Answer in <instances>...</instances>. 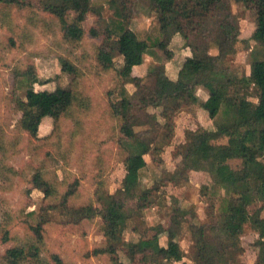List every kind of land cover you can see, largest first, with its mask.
Returning <instances> with one entry per match:
<instances>
[{
	"label": "trees",
	"instance_id": "16d2710c",
	"mask_svg": "<svg viewBox=\"0 0 264 264\" xmlns=\"http://www.w3.org/2000/svg\"><path fill=\"white\" fill-rule=\"evenodd\" d=\"M28 0H0L4 6H27ZM156 16L157 27L141 36L130 28L134 12L130 0H109L112 17L102 22L100 29L88 30L98 39L95 62L102 72L112 73V87L107 93L109 110L117 120L116 143L123 152L125 175L121 187L112 194L96 191L100 207L81 206L72 213L75 217H100L105 244L93 250V255H106L112 264H122L118 252L124 250L129 260L140 256L142 264H190L177 239L169 236L166 247L159 245V235L147 238L142 234L134 242L122 240L121 224L135 209L143 210L152 201L156 189L143 188L141 175L146 167L144 156L161 151L160 138H172L175 118L181 112H191L199 105L212 119L210 129L202 126L186 129L184 140L176 147L181 167L171 182L186 183L192 171H204L213 186H219L227 195L219 196L203 223L190 222L193 264H230V256L241 249L240 236L249 224L258 233L254 264H264V0H145ZM231 3L245 9H254L257 25L251 39L260 49L251 50L249 74L238 75L225 66L226 58L235 54L239 29ZM42 10L52 16L64 41L78 43L83 35L82 23L93 12L91 0H38ZM179 34L187 42L191 37L198 43L195 50L204 54L210 46L216 55L201 62L187 57L175 81L164 69L159 50H166L172 38ZM145 55L156 65L143 78L132 76V68L142 64ZM122 58L120 68L115 58ZM60 71L76 74V66L61 58ZM27 87L24 100H18L21 110L19 128L32 140H40L38 129L42 120L51 117L54 126L63 116L72 113L75 105L87 107V99L70 87H56L53 91H35L38 82L26 71ZM211 83L213 89L204 103H199L196 89ZM134 86L129 93L126 85ZM55 107L53 115L50 106ZM159 110V113L151 110ZM69 117V116H67ZM47 139V138H45ZM169 144V143H168ZM167 144V145H168ZM237 161L233 167L229 162ZM39 174L33 178L40 180ZM50 187V186H49ZM52 189V188H51ZM53 191V190H52ZM71 192L63 199L66 201ZM260 207L250 212V207ZM183 219L185 210H176ZM216 214H220L219 218ZM219 215V216H220ZM177 217V216H176ZM42 224L30 226L34 236L30 244L9 247L5 258L9 264H20L27 251L36 257L42 242ZM64 264L53 254L50 264Z\"/></svg>",
	"mask_w": 264,
	"mask_h": 264
},
{
	"label": "rangeland",
	"instance_id": "374dc122",
	"mask_svg": "<svg viewBox=\"0 0 264 264\" xmlns=\"http://www.w3.org/2000/svg\"><path fill=\"white\" fill-rule=\"evenodd\" d=\"M27 2L22 8L0 4V264H9L5 258L9 247L30 244L34 236L29 227L38 223L42 224L43 237L41 244H36L39 252L36 257L31 256L36 251L31 248L20 264H50L53 254L64 264H112L106 255L92 254L105 244L100 217L85 219L72 213L85 205L99 208L96 191L114 193L125 175L124 154L116 143L117 120L111 115L107 96L114 82L112 73L100 71L94 56L99 40L88 34L90 28L100 29L102 22L112 17L113 10L109 0H91L93 12L82 23L84 35L73 44L63 40L56 20L42 10L38 0ZM130 3L134 12L130 27L140 36L154 30L156 15L150 12L148 3L145 0H130ZM231 12L236 17L239 36L236 52L226 58L225 66L238 75H248L251 50L260 49L251 39L257 17L253 8L245 9L234 3ZM185 42L179 40L176 45L159 50L162 60L171 59ZM187 42L196 53L198 41L191 37ZM61 58L76 66L75 76L61 73ZM144 59L145 56L142 64ZM198 60L206 61L207 57ZM26 71L38 80L33 85L35 91L70 87L87 99V107L83 103L75 105L69 117H61L57 126L51 117L44 118L38 129L40 140L30 139L19 128L18 100H24ZM49 108L53 115L55 107ZM151 112L159 113V110ZM206 117L204 123L210 129L212 119L209 114ZM189 127H194V119L180 114L169 142L160 138L161 151L144 156L142 187L156 191L151 204L143 210L135 209L121 229L124 242L136 241L141 233L147 238L159 235L161 243L173 236L185 259L193 264L189 223L206 222L212 205L215 203L217 207L215 200L227 192L213 186L204 171L190 172L186 183L171 182L181 167L180 158L174 153ZM260 161L264 163V157ZM229 163L235 167L238 162ZM36 174L41 178L35 183ZM67 192L71 194L65 201L63 196ZM260 205L253 204L250 212ZM176 210L180 213L185 210L183 219ZM260 216L264 219V208ZM257 239L258 233L246 224L239 240L241 249L230 256V264H254ZM118 257L122 264H142L140 256L129 260L123 249Z\"/></svg>",
	"mask_w": 264,
	"mask_h": 264
},
{
	"label": "crops",
	"instance_id": "0c3cea01",
	"mask_svg": "<svg viewBox=\"0 0 264 264\" xmlns=\"http://www.w3.org/2000/svg\"><path fill=\"white\" fill-rule=\"evenodd\" d=\"M179 40L185 41L182 38V36H180L179 34H176L172 38V41H171L169 47L172 46L173 44L176 45ZM189 45H190V43L185 42V44L182 47L181 51L173 53L171 59H168L167 61H163L162 60V62L164 64L165 74H166V76L170 80L175 81L177 79L178 72H179V70H180V68L182 66V63L184 62V60L187 57L195 58L197 60V62H198V58L199 57H202L204 55L206 57L214 56V55H216V52H217L215 46H210V48L207 49V51L204 54H198L197 52L196 53H193L190 50ZM158 53H159V51H158ZM200 55H202V56H200ZM117 58H118V63L116 65V67L117 68H120L121 65H122V58L120 56H117ZM200 61L202 63L203 62H206V61H202V60H200ZM155 65H156V61L151 56L145 55L144 63L143 64H140V65H137V66H134L132 68V76L139 77V78H143V77H145L147 75L148 71L150 69H152ZM248 74H249V72H248ZM205 85H203L199 89L198 88L196 89V97H197L199 103L205 102L207 100V98L209 97L212 89H213V87L209 86V84H205ZM126 88H127V90H128L129 93H133L134 86L132 84H127L126 85ZM191 110H192L191 112H181V113H179L177 115V117L175 118L176 123H177L178 116L180 114H183L184 113V114H187V115H189L190 117H192L194 119V127H192V128H196L197 126H202V127L208 129V127H206V124L204 123V120L207 118L206 116L208 115V112L205 109H203L202 107H200L199 105H196ZM211 127H212V125H211ZM162 235L165 236V234H162ZM158 241H159V245L160 246L166 247L167 244H168L169 238L166 237L165 243L164 242L161 243V239L160 238L158 239Z\"/></svg>",
	"mask_w": 264,
	"mask_h": 264
}]
</instances>
